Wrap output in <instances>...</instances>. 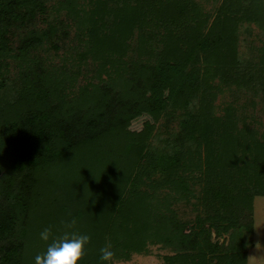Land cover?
<instances>
[{"label": "trees", "instance_id": "1", "mask_svg": "<svg viewBox=\"0 0 264 264\" xmlns=\"http://www.w3.org/2000/svg\"><path fill=\"white\" fill-rule=\"evenodd\" d=\"M42 6L0 0V264H34L45 247L39 232H55L61 219L90 234L82 264H103L106 243L111 263L149 243L183 252L197 231L208 243L210 227L234 228L230 207L250 209L264 196V127L244 106L217 111L215 101L234 87L264 106V0H221L210 14L193 0H71L63 19L35 33ZM242 23L262 34L248 59L238 52ZM71 29L76 46L54 65L41 52L57 50ZM159 115L192 116L199 129L188 128L170 160L154 166L164 179L145 171L134 178L149 189L128 190L146 152L127 124ZM161 188L206 217L195 214L184 230Z\"/></svg>", "mask_w": 264, "mask_h": 264}, {"label": "rangeland", "instance_id": "2", "mask_svg": "<svg viewBox=\"0 0 264 264\" xmlns=\"http://www.w3.org/2000/svg\"><path fill=\"white\" fill-rule=\"evenodd\" d=\"M68 1L71 0H40L44 10L43 14H38L35 19L34 26L37 30L35 33L41 32L46 27L63 19L65 9L62 7H65ZM72 1H75L77 4H86L87 2V0ZM193 1L199 4L202 11L210 14L216 9L221 0ZM61 29L54 36L55 38L56 36L57 38L60 36ZM236 35L238 38V52L245 59L250 58L251 54L255 53L256 49L260 46V39H262L261 31L253 24L242 23L238 27ZM60 39V46L57 50L49 47L46 54L41 52L44 58L48 57L54 65L64 63L73 52L71 48L76 46V39L72 29L69 32L68 38L64 39L61 37ZM17 42L18 38L13 36L8 46L12 47V43L15 45ZM14 68L15 62L9 60L7 69L12 70L11 72L14 74ZM81 83H83V79L80 78L76 84L79 85ZM77 88H73L74 92L67 94V97L78 94ZM252 96L251 92L245 90L239 91L234 87L225 89L223 95L218 96L215 101V110L218 111L225 103L235 102V106H244V112L247 115L255 116V119L264 127V106L261 104L262 102L259 98ZM253 98L257 101V104H250ZM183 117L175 118L173 116L172 118H163L159 115L158 118L152 120L146 116H138L127 124L129 133L138 136L135 142L139 141L143 143L146 152V157L139 161L128 182V190L149 189L150 186L147 181H140L134 178L145 171L149 173V177L153 181H161L167 176L166 171H161L154 166L160 163L164 165L165 162H168L173 155L174 148H177V145L174 143L181 141L180 137L187 133L188 128L198 126L195 118L192 116ZM180 120H182V126H178ZM199 151H201V148H199ZM160 191L162 194L169 195L170 208L178 213L180 220L186 221L182 226L184 230L188 229L187 225H190L189 221L194 218L195 214L199 213L201 218L206 217L205 212L201 210V206L198 213H195L191 210L192 206L190 204H186L184 201H173L171 198L175 193L168 190V188H161ZM230 209L233 211L234 228L217 234L210 227L206 236L208 243H206L200 232L197 231L196 234L190 235L191 241L187 242L183 252H175V247H162L161 243H149L145 246V252L131 253L127 259L113 260L110 264H180L179 257L182 254L187 255L185 258L188 262L185 263L181 260V264H233V262L234 264H264V196L253 197L250 209L242 205H233ZM206 225L207 223H205ZM250 227L251 230L249 231L248 228ZM208 244L209 247L207 246ZM236 252L240 257L236 256V260L239 263L234 259ZM176 253L180 254L177 255Z\"/></svg>", "mask_w": 264, "mask_h": 264}, {"label": "clouds", "instance_id": "3", "mask_svg": "<svg viewBox=\"0 0 264 264\" xmlns=\"http://www.w3.org/2000/svg\"><path fill=\"white\" fill-rule=\"evenodd\" d=\"M74 223L72 219H61L55 232L53 226H46L39 232L45 247L33 257L34 264H82L91 237L87 232L74 230ZM113 255L111 244L106 243L99 249L98 259L110 264Z\"/></svg>", "mask_w": 264, "mask_h": 264}]
</instances>
